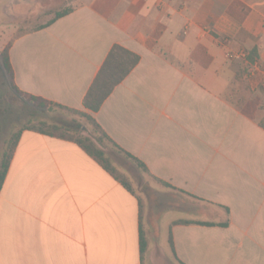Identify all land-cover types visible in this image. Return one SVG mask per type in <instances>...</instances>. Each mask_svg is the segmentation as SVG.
<instances>
[{"label": "crops", "instance_id": "obj_1", "mask_svg": "<svg viewBox=\"0 0 264 264\" xmlns=\"http://www.w3.org/2000/svg\"><path fill=\"white\" fill-rule=\"evenodd\" d=\"M78 1L4 48L16 87L90 114L189 206L147 209L145 227L138 194L80 145L23 129L0 188V264H264V0ZM114 44L140 59L92 112L84 96ZM168 211L186 215L159 243Z\"/></svg>", "mask_w": 264, "mask_h": 264}, {"label": "rangeland", "instance_id": "obj_2", "mask_svg": "<svg viewBox=\"0 0 264 264\" xmlns=\"http://www.w3.org/2000/svg\"><path fill=\"white\" fill-rule=\"evenodd\" d=\"M78 0H0V161L4 151H9L13 135L20 129L35 125L44 130L64 132L70 136H87L96 140L100 133L95 131L93 124L81 110H69L58 106L40 107L39 102H30L25 96L14 91L11 78L2 64L1 52L19 34L30 31L52 19L63 9L77 6ZM240 58H231L236 71L235 91L240 88L247 97L251 87L250 71ZM264 94V86L258 87ZM264 97V96H263ZM263 101V100H262ZM264 103V101H263ZM264 123V119L262 121ZM79 123V124H78ZM64 124L67 125L64 129ZM76 125L77 130H74ZM54 125H61L54 128ZM101 148L108 163L115 173L129 182L142 202L143 211L147 209L154 214L165 210L182 209L189 206L190 198L162 182L152 178L132 159L118 151L107 139L96 143ZM185 211H168L158 220L157 240L162 243L167 234L164 226L171 218L185 216ZM144 226H148L147 214L144 215Z\"/></svg>", "mask_w": 264, "mask_h": 264}, {"label": "trees", "instance_id": "obj_3", "mask_svg": "<svg viewBox=\"0 0 264 264\" xmlns=\"http://www.w3.org/2000/svg\"><path fill=\"white\" fill-rule=\"evenodd\" d=\"M71 11V8H67V9H63L58 11L55 16L50 19L49 21H47L44 24H41L40 26L36 27V28H42L45 27L49 24H51L54 20H56L57 18L64 16L66 14H68ZM1 56H2V64L3 67L5 68V70L8 72V74L10 75L11 78V86L14 89V91L20 95L25 96L30 102L32 103H36L39 102L40 107H45L46 105L49 106H58V107H62V108H66L69 110H76L73 108H68L59 104H56L54 102L48 101L46 99H43L41 97L29 94V93H25L22 92L21 90L18 89V87H16L14 81H13V71H12V67L10 65L9 62V58H8V53H7V49H4L1 52ZM259 57V51H258V47L254 46L252 47L249 51H248V55L246 57V60L249 63L254 62L257 58ZM140 59V56L128 49H126L125 47L119 45V44H114L111 49L109 50L100 70L98 71L96 77L94 78L93 82L91 83L87 93L84 96V100H83V104L84 107L92 112L97 111L101 104L103 103L104 99L110 94V92L113 90V88L120 82L123 80V78L134 68V66L138 63ZM82 114L88 119L90 120V122L93 124L95 131L100 133V136L96 137V140H93L90 137L87 136H70L64 132H57L55 130H44L42 128H39L35 125H29L26 126L20 130H18L14 135H13V139L10 142V147H9V151H4L2 154V159L0 161V188L2 186L7 168H8V164L11 158V155L13 153V150L15 148V145L19 139L20 136V132L23 129H32L38 132H42V133H46V134H50V135H54V136H58L64 139H68V140H72L74 142H76L78 145H80L91 157H93L96 161H98V163H100L104 169H106L107 171H109L110 173H112L114 175V177L120 179V181L122 182V184L127 188V189H132L129 182L126 181L124 178L119 177L114 169L110 166V164L107 161V158L105 157V153L104 151L98 147V145L96 144L97 142H101L103 140V138L107 139L114 147H116L118 149V151L122 152L125 156H127L128 158L132 159L133 161H135L138 166H140L141 168H143L145 171H147L145 165L139 161L136 157H134L133 155H131L130 153L124 151L123 149H121L118 145H116L109 137L108 135L102 130V128L100 127V125L94 120V118L86 113V112H82ZM79 124V123H78ZM61 125H54V128H58ZM66 126L64 124V129H66ZM72 127H74V130H77L78 127L74 124L72 125ZM67 130V129H66ZM163 184H165L168 187H171L170 185H168L167 183H165L164 181H162ZM174 188V187H171ZM177 222L179 223H190L192 221L190 220H178ZM203 224H210V223H206L203 222ZM170 243H172L171 241V237H170ZM145 249V241L143 236L141 235L140 238V250L141 252H143Z\"/></svg>", "mask_w": 264, "mask_h": 264}]
</instances>
